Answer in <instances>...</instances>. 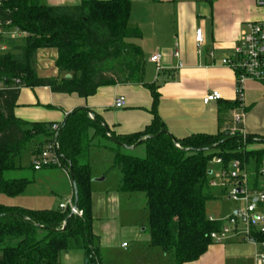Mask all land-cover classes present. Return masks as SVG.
<instances>
[{
  "label": "trees",
  "instance_id": "16d2710c",
  "mask_svg": "<svg viewBox=\"0 0 264 264\" xmlns=\"http://www.w3.org/2000/svg\"><path fill=\"white\" fill-rule=\"evenodd\" d=\"M130 11L131 0H81L75 6L5 0L0 5V44L7 47L0 54V193L17 196L27 190L32 180L6 175L21 170L14 161L24 147L38 135L44 136L46 143L53 134L51 125L26 124L14 116L22 88H48L52 93L86 99L101 87L141 85L151 94L153 115L142 131L123 136L111 133L85 108L57 124L59 169L72 172L71 199L81 216L59 208L32 210L0 205V264H60V256L70 251H81L87 264H101L92 232L89 160L96 137L113 146L104 148L113 155V167L121 176L118 191L144 195L149 246L169 254L174 264L196 262L212 245L210 233L222 226L210 221L207 213V204L214 200L208 185L214 159H220L223 168L239 161L252 174V187L264 193V178L258 176L264 167V137L243 134L241 125L233 123L238 94L233 103L226 102L218 110L219 116L229 113L230 124L225 131L181 139L158 135L165 131L156 114L159 94L156 85L144 83L145 59L133 42L141 33L129 27ZM13 31L23 35L11 39L7 35ZM41 49L56 50L57 77L37 76L36 53ZM102 64L108 65L107 75L97 73ZM89 130L93 131L91 136ZM141 140L144 156L130 154L129 148ZM40 152L33 151V155ZM251 159L253 171L248 170ZM255 238L264 242V234Z\"/></svg>",
  "mask_w": 264,
  "mask_h": 264
},
{
  "label": "crops",
  "instance_id": "0c3cea01",
  "mask_svg": "<svg viewBox=\"0 0 264 264\" xmlns=\"http://www.w3.org/2000/svg\"><path fill=\"white\" fill-rule=\"evenodd\" d=\"M39 2L47 6H75L81 0ZM261 19H264V8L257 7L255 0H131L128 24L141 33V37L133 42L145 59L144 76L147 81L144 76L143 80L147 85L157 86L156 114L170 136L181 139L190 135H216L228 128L229 113L219 116L218 110L226 102L235 101L237 90L234 72L222 66L221 60L230 56L247 23ZM197 29L201 30L203 37L200 47L194 39ZM155 54L161 56L158 64L149 61ZM55 59L56 50H38L37 76L57 77ZM153 74H156L157 81ZM242 89V132L264 137V84L247 81ZM213 91L218 92L221 99L203 104V98ZM119 96L124 97L125 105L117 109L114 100ZM151 104V94L141 85L101 87L86 99L75 94L52 93L48 88H22L13 113L26 124L54 126L75 110L85 108L92 116L96 115L111 133L123 136L142 131L151 123ZM42 138L45 141V137ZM109 153L113 163V155ZM211 171L215 173L216 168ZM57 172L65 179V191L70 187L68 196L71 199L73 186L69 174L63 169ZM90 175L92 232L97 238L101 264H106L102 259L111 254L121 257L122 261L116 264H174L169 254L149 246V229L140 230V223L112 229L109 220L113 207L109 202L115 203L117 208L118 197H122L117 195L121 193L118 191L112 196L100 193L93 186L104 179L97 180ZM233 205L228 207L227 215L223 217H213L207 211L208 218L223 223L238 208V204ZM120 242L126 247H120ZM254 255L253 245L243 241L241 234L230 233L222 243H212L206 253L191 264H255ZM65 256L67 258L68 253ZM84 264H87L85 259Z\"/></svg>",
  "mask_w": 264,
  "mask_h": 264
},
{
  "label": "built area",
  "instance_id": "2783aa9c",
  "mask_svg": "<svg viewBox=\"0 0 264 264\" xmlns=\"http://www.w3.org/2000/svg\"><path fill=\"white\" fill-rule=\"evenodd\" d=\"M3 2L5 0H0V5ZM255 4L257 7L264 8V0H255ZM22 35L17 31H13L7 36L14 39ZM194 39L197 47L203 45L200 29L195 30ZM6 51L7 47L0 44V54ZM210 55L212 56V53ZM160 58V54H155L150 57L149 61L158 64ZM221 65L229 68L235 74L239 104L237 109L233 111L232 121L237 125L240 124L243 113L242 88L245 82L252 81L264 84V19L247 23L246 29L233 45L230 56L222 59ZM157 70H159V67H157ZM2 87L0 84V89ZM220 99V94L213 91L208 93L202 102L203 104H208ZM124 105V97L119 96L114 100L115 108L120 109ZM52 130L53 134L49 141L45 143V148L36 156L32 163L35 171L48 165L59 168L61 166L59 146L56 140L57 125L52 126ZM230 133H234V129ZM212 167L216 168V172L212 173L211 171L209 187L227 189V198L231 202L238 204V208L222 223L220 230L210 233L209 237L212 243L220 244L230 233H239L242 235L243 241L255 247V264H264V242L255 238L256 234H264V193L252 187V174L239 161H233L228 168H223L221 160L214 159ZM258 176L264 178V167H261L258 171ZM59 209L69 210L71 214L81 216V212L76 209L71 199L67 200L65 204H61ZM208 219L212 221L211 218ZM239 226H242V230H239ZM121 247L125 248L126 244H122Z\"/></svg>",
  "mask_w": 264,
  "mask_h": 264
},
{
  "label": "rangeland",
  "instance_id": "374dc122",
  "mask_svg": "<svg viewBox=\"0 0 264 264\" xmlns=\"http://www.w3.org/2000/svg\"><path fill=\"white\" fill-rule=\"evenodd\" d=\"M107 69L108 65L102 64L98 66L97 73L107 75ZM155 77L156 74H153L154 80H156ZM144 80L147 81L145 76ZM92 134L93 131L89 130V136ZM42 137L43 136L38 135L34 142L28 144L20 151L14 162L15 166L21 168V170L9 172L6 175V178L26 177L33 181L32 184L28 186L27 190L21 195L7 196L0 193V205L17 206L32 210H57L61 204H65L67 200L70 199V196H68L70 187H67L68 191H65V179L57 172L59 167L54 169H40L38 172L32 169V163L35 160L33 151L40 149L42 152L45 148V141ZM142 141L143 140L134 145V149H129V153L134 156H144V145L141 144ZM105 146L113 148L107 140L99 137L94 138L91 142L89 160L92 164V177H96L95 179L97 180L104 179L103 182L96 183L93 188L95 190L98 189L100 193H108V195L112 196V194H118L120 173L117 168L113 167L110 153L104 151ZM254 166L255 163L251 159L249 163L250 168L248 170L253 171ZM222 191H224L223 196L221 195ZM210 192L216 199L207 204V211L213 217L226 216L228 207L236 204L227 199V189L210 188ZM117 196H122L118 197L119 202L117 208L115 207V203L109 202V205L113 207L109 220L112 229L115 230L118 227L131 225L132 223H140L138 226L139 229L148 231L149 226L144 195H125L121 193V195ZM239 230H242V226H239ZM118 245L120 246L121 242ZM102 260L104 263L106 262V264H116L122 261L119 254L107 255ZM60 264H84L83 253L81 251H70L68 252L67 258L65 255H61Z\"/></svg>",
  "mask_w": 264,
  "mask_h": 264
},
{
  "label": "water",
  "instance_id": "95a60500",
  "mask_svg": "<svg viewBox=\"0 0 264 264\" xmlns=\"http://www.w3.org/2000/svg\"><path fill=\"white\" fill-rule=\"evenodd\" d=\"M67 78L69 76H66ZM106 128V127H105ZM161 134H165V135H169L166 131H160L158 135H161ZM140 143V142H139ZM121 147H124V146H121ZM135 146H132L130 147L129 149H134ZM69 177H70V180H71V183H73V177H72V172L69 170Z\"/></svg>",
  "mask_w": 264,
  "mask_h": 264
}]
</instances>
